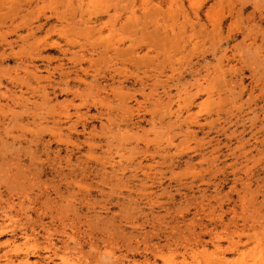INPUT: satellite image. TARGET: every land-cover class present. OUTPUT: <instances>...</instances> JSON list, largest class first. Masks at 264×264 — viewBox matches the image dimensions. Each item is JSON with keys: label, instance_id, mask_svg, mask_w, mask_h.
Here are the masks:
<instances>
[{"label": "rangeland", "instance_id": "rangeland-1", "mask_svg": "<svg viewBox=\"0 0 264 264\" xmlns=\"http://www.w3.org/2000/svg\"><path fill=\"white\" fill-rule=\"evenodd\" d=\"M264 264V0H0V264Z\"/></svg>", "mask_w": 264, "mask_h": 264}, {"label": "bare ground", "instance_id": "bare-ground-1", "mask_svg": "<svg viewBox=\"0 0 264 264\" xmlns=\"http://www.w3.org/2000/svg\"><path fill=\"white\" fill-rule=\"evenodd\" d=\"M26 264H28V263H26Z\"/></svg>", "mask_w": 264, "mask_h": 264}]
</instances>
